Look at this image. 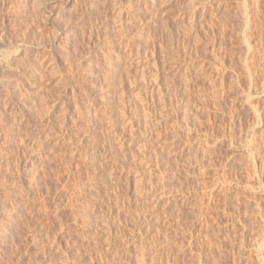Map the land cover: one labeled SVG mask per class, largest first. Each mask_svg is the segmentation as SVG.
<instances>
[{
  "label": "rangeland",
  "instance_id": "rangeland-1",
  "mask_svg": "<svg viewBox=\"0 0 264 264\" xmlns=\"http://www.w3.org/2000/svg\"><path fill=\"white\" fill-rule=\"evenodd\" d=\"M0 264H264V0H0Z\"/></svg>",
  "mask_w": 264,
  "mask_h": 264
},
{
  "label": "bare ground",
  "instance_id": "bare-ground-1",
  "mask_svg": "<svg viewBox=\"0 0 264 264\" xmlns=\"http://www.w3.org/2000/svg\"><path fill=\"white\" fill-rule=\"evenodd\" d=\"M258 9H259V7H258ZM247 31V30H246ZM247 35V34H246ZM247 38H248V36H247ZM247 38H245V39H247ZM246 41H248V40H245V42ZM249 43V42H248ZM248 43H246L249 47H250V43L248 44ZM255 153V152H254ZM140 180H141V178H140ZM220 181V180H219ZM89 206V205H88ZM108 217V216H107Z\"/></svg>",
  "mask_w": 264,
  "mask_h": 264
}]
</instances>
